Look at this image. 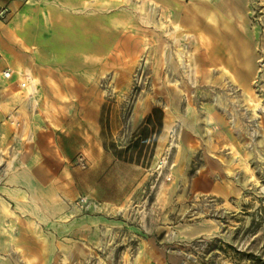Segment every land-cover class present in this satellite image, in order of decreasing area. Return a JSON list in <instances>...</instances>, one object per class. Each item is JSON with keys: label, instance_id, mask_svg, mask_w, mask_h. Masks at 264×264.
<instances>
[{"label": "rangeland", "instance_id": "374dc122", "mask_svg": "<svg viewBox=\"0 0 264 264\" xmlns=\"http://www.w3.org/2000/svg\"><path fill=\"white\" fill-rule=\"evenodd\" d=\"M34 1L0 264H264V0Z\"/></svg>", "mask_w": 264, "mask_h": 264}, {"label": "crops", "instance_id": "0c3cea01", "mask_svg": "<svg viewBox=\"0 0 264 264\" xmlns=\"http://www.w3.org/2000/svg\"><path fill=\"white\" fill-rule=\"evenodd\" d=\"M34 2H35L34 0H0V10L6 9L12 12L11 16H12V20H14L13 23L18 25V27L15 28V30H13V33L11 34L12 37L11 39H9L11 40L9 45L3 43L4 36L2 32H0V87H1L0 92L2 93L7 92L8 90L10 91V93L23 92L22 90H18L20 89L19 83L21 81L20 78H18L17 73H14L15 71L12 69L18 70L19 67L25 68L26 65H29L28 60L30 62L31 59L35 58L31 56V52L28 51L29 49L31 50L36 48L40 50L39 53L41 54L44 53V51H46L45 44L43 41L45 39L44 38L45 33L40 32L39 28L36 27V24L38 23L42 24V19L39 16L40 11L36 10V8H32ZM217 2L218 3H216L215 6L220 8H227L233 6L231 0H217ZM222 12L226 13V10H223ZM35 18L37 19L35 20ZM0 24L2 25L1 22ZM15 40L21 41L23 46H20V43H16ZM4 58L7 60L4 61L3 60ZM6 69H9L11 72L13 71L12 80L9 82H4L1 78V73ZM22 94L23 93H21L20 99L21 100L23 99L22 100L23 102L27 101L26 103L28 105L31 104V100H27L25 96H22ZM0 99L2 101L1 102L2 108L4 106L2 112L5 111V115H4V120H5L7 113H9L12 109H15V107L21 101L20 99L11 98L9 97V95L1 94V93H0ZM16 100H19V102ZM3 124L1 126L5 125ZM3 137L4 135L1 134V138ZM29 139L31 142L32 141L31 136ZM12 168L13 170L9 174L8 173L5 174L6 176L8 175L7 182L14 181L18 178L17 173L14 174V170L16 169V166L13 165ZM4 189L7 190L11 188L5 185Z\"/></svg>", "mask_w": 264, "mask_h": 264}, {"label": "bare ground", "instance_id": "6f19581e", "mask_svg": "<svg viewBox=\"0 0 264 264\" xmlns=\"http://www.w3.org/2000/svg\"><path fill=\"white\" fill-rule=\"evenodd\" d=\"M174 30H175V32H178V31H180V30H182V28L181 27H178L177 25L176 26H174ZM183 40H187V39H189V38H191V36L189 35V34H185L183 37ZM173 41H178V39H176V38H173ZM187 44V43H186ZM187 49V46H183V48L182 49H179V50H177L176 52H175V57H176V59L178 60V62H180V63H178V64H180V66L176 63V68H175V70L176 69H183V66L185 65L184 63H185V61H187L186 60V58L189 56V52H188V50H186ZM176 60V61H177ZM182 66V67H181ZM184 70V69H183ZM184 72H186V68H185V70H184ZM27 76L29 77V76H31V74L27 71ZM38 80H36L35 78L33 79L32 78V80H31V82H30V85L28 86V89L27 90H29V92H30V94L33 92V91H35V86H37L38 85ZM13 123V122H12ZM17 124V123H16ZM3 161V159L1 158V160H0V163ZM4 163V162H3ZM12 167H13V165H12ZM8 176V175H7Z\"/></svg>", "mask_w": 264, "mask_h": 264}, {"label": "built area", "instance_id": "2783aa9c", "mask_svg": "<svg viewBox=\"0 0 264 264\" xmlns=\"http://www.w3.org/2000/svg\"><path fill=\"white\" fill-rule=\"evenodd\" d=\"M1 78L4 82H9L12 80V72L9 70V69H6L4 70L2 73H1ZM19 87L20 89H23L24 88V85L22 84V82L19 83ZM15 109H12L9 113H7L5 119L6 120H12L14 119V115H13V112H14Z\"/></svg>", "mask_w": 264, "mask_h": 264}]
</instances>
